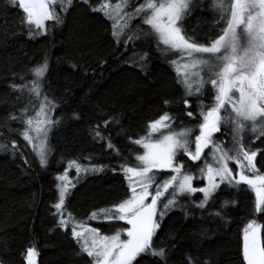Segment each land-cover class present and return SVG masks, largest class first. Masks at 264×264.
<instances>
[{
  "label": "trees",
  "instance_id": "16d2710c",
  "mask_svg": "<svg viewBox=\"0 0 264 264\" xmlns=\"http://www.w3.org/2000/svg\"><path fill=\"white\" fill-rule=\"evenodd\" d=\"M219 3L220 0H192L191 10L181 21L188 35L200 44L209 45L226 27L221 16L229 18L230 13L222 14L215 7ZM93 6L99 7L97 0H75L66 12L57 8L63 22L53 28V22L48 21L47 35L35 30V37L29 39L27 26L21 23L22 10L0 0V144L6 145L0 148V264H26L29 246L39 253L37 264H85L90 258L79 255L76 241L55 227L52 204L59 196L55 177L63 175L73 159L81 167H102V171L81 172L79 176L71 171L77 176L65 208L102 234H115L122 228L119 223L91 220L90 216L111 208L124 196L127 183L119 165H136L135 156L144 152L132 141L146 136L148 123L167 113L172 119L166 122L169 127L164 132L190 129L189 147L194 151L195 136L203 122L201 112L215 105L214 89L209 84L200 95H185L178 82L184 80L176 67L178 53L161 44L154 33L146 35L152 30L142 19L132 20L123 30L128 35L140 34L139 40L129 41V51L124 52L113 37L114 31H120L103 12H93ZM145 52L148 59L140 61L139 56ZM133 53L136 63L129 64L125 57ZM45 59L48 71L43 91L59 105L52 111V120L59 123L51 125L48 134L51 150L47 168L40 166L38 154L23 138L25 123L10 118L21 116L25 110L30 117L38 107L39 99L26 91H14L11 86L34 79L32 69ZM165 99L169 101L167 105L163 103ZM185 99L191 102L190 109L184 108ZM187 111H192L193 117L187 116ZM74 113L80 119H73ZM230 115L221 111L223 118H231ZM111 117L119 123H109L105 128L104 120ZM97 124L104 139H94L90 134ZM251 126L244 124L243 143L252 149H264V136L259 135L262 125H256L255 133ZM234 127L235 123L222 124V132L215 134L213 140L221 148L233 147ZM108 138L113 148L108 147ZM117 151L120 155L115 154ZM204 151L207 162L213 164L211 147ZM178 160L194 177L200 175L198 165L203 166L204 157L193 163L181 153ZM255 164L258 173L264 174V153L257 155ZM229 166L235 167L231 161ZM246 174L252 177L256 173ZM194 180L195 186L203 184L201 179ZM221 187L223 192L217 193L218 199L214 204L210 201L209 207L213 212L221 211L223 218L209 216L207 209L195 207L203 199L199 192L179 197L187 207V217L179 208L165 216L154 243L166 249L167 264H185L187 256L209 264H244V229L253 222L260 228L264 244V213L255 212L253 191L247 185ZM225 200L229 205L221 208ZM154 260L163 264L151 256L145 258L144 264H153Z\"/></svg>",
  "mask_w": 264,
  "mask_h": 264
},
{
  "label": "snow or ice",
  "instance_id": "6c2138e0",
  "mask_svg": "<svg viewBox=\"0 0 264 264\" xmlns=\"http://www.w3.org/2000/svg\"><path fill=\"white\" fill-rule=\"evenodd\" d=\"M88 3V0H84ZM9 7H16L24 14L21 17L22 25L27 26L28 38L33 39L35 30H40V34L47 35L45 22L52 21V27L63 22L59 12H66L72 7L73 0H5ZM59 5V12L57 11ZM192 0H146V2L135 7L132 18L142 19L143 24L150 26L152 32L145 33L158 37L159 42L175 51L181 53L189 63L184 64V68H200L205 71V80L200 71L193 72L195 78L188 79L185 72V79L178 81L182 84L186 96L202 94L206 84H210L215 90V105L206 112L202 111L203 122L199 125V134L195 136L194 151L189 147L188 137L191 130L171 132L162 135V138L152 140V134L159 132L161 128L169 127L166 123L172 118L165 113L159 119L148 123V134L132 142L140 145L144 152L137 154L135 160L138 162L134 166H126V163L119 165L120 171L127 181V189L124 196L111 208H103L100 212H92L90 219L99 220L101 218L109 221H122L128 227L115 231L112 235H100L96 227H86L85 222L75 218L71 212L65 208L66 198L71 195V181L68 180L67 173L57 175L56 185L59 196L58 200L52 204L55 211L52 215L56 218L55 227L63 230L70 238L76 241L79 246V255H86L90 258L85 264H144L145 258L151 256L158 258L163 264H167L166 249L154 243V237L161 230L165 216L174 208H179L188 216L186 205L179 201V197L187 194L195 195L197 192L203 194V199L195 203V207L200 210L207 209L209 216L223 218L221 211H212L209 202L213 204L218 199L217 193L223 192L222 185L236 188L240 185H247L255 193V212L264 213V174H259L256 169V157L264 153V149H252L246 146L241 137L244 130L243 121L252 122L251 131L257 132L256 123L259 120L261 128L259 135L264 136V0H220L215 7L222 14L230 13V18L222 15L226 27L222 28V34L215 38L209 45L200 44L194 37L189 36L184 30L181 21L191 10ZM110 4H101L99 7H92L93 12H103L105 17L112 19L107 11ZM119 14L123 5H115ZM140 14H144L141 16ZM243 32L238 33L241 26ZM244 36L247 37L246 45L242 44ZM115 43L123 48L124 52L129 51V41L139 40L140 34L128 35L122 29L119 33L113 32ZM123 37V38H122ZM194 53L208 54L207 57H194ZM133 53L125 57L129 64H135ZM214 58V59H213ZM148 59L145 52L139 56L140 61ZM73 67H76L73 65ZM48 71L47 60L32 69V79L30 82L13 84L14 91H26L30 97L42 99L39 105L38 117H43L35 127L39 140L38 158L40 166L47 168L48 155L51 145L46 144L48 132L51 125L58 124L53 121L48 113L54 111L59 105L49 100L47 93L43 91L44 77ZM21 81L24 77H20ZM239 93V100L232 95ZM165 105L169 103L167 99L163 101ZM48 105V108H45ZM227 106L231 107L236 114L233 129V147L221 146L213 140L214 134L222 132L221 110ZM185 109L191 108V102L183 100ZM25 112L21 116H11L13 120L21 119L29 129L33 126V119L26 116ZM186 115L193 117L192 111H187ZM73 119H80L79 115L73 114ZM109 123L118 124L116 117L104 120V127ZM41 125H47L46 127ZM90 134L94 139H104L100 125L97 124L90 129ZM24 140L29 143L33 138L26 129L23 132ZM108 147L113 148L110 138ZM6 145L0 144V148ZM16 147L12 144V149ZM212 149L210 156L214 164L207 162L208 156L205 149ZM182 153L188 160L196 163L204 157L203 166L198 165L200 175L194 177L190 169H185L184 162L178 160ZM116 155H120L117 151ZM235 165L230 167L229 162ZM63 161H61L62 163ZM27 163V161H26ZM68 167H75L79 176L81 172L102 171V167L92 168L81 167L75 160L68 162ZM115 172L116 169H113ZM247 172L256 173L249 177ZM158 173H168L169 175L157 176ZM238 177V178H237ZM201 179L206 181L205 186H194L193 180ZM75 187V184H71ZM151 190V191H150ZM171 190V191H170ZM234 204L235 201H232ZM229 201L225 200L221 208H226ZM193 215H195L193 213ZM65 216L67 218H65ZM126 236V239L121 237ZM175 240V237H170ZM39 255L35 247L29 246L26 252V264H36V257ZM242 257L244 264H264V244L261 242L260 228L255 222L249 223L244 229ZM157 264V261H153ZM185 264H209L207 260L201 261L193 256H187Z\"/></svg>",
  "mask_w": 264,
  "mask_h": 264
},
{
  "label": "rangeland",
  "instance_id": "374dc122",
  "mask_svg": "<svg viewBox=\"0 0 264 264\" xmlns=\"http://www.w3.org/2000/svg\"><path fill=\"white\" fill-rule=\"evenodd\" d=\"M74 1H75V0H73V2H74ZM81 1H84V0H81ZM97 2H98V4H99V6H100L101 4H105V3L111 5V7H110L109 9H107V11L110 13V15H111V17H112L111 20L113 21V24H114L115 28H116L117 30L121 31V29H122V30L126 29V27L130 24V22H131L132 20L134 21V20L138 19V18H135V19L132 18V15H133V13H134V11H135V7H138L140 4L146 2V0H97ZM156 2H158V3H160V2H165V0H156ZM117 3H120V4L123 5V9H122V11H121L119 14H117V11H116V9H115V5H116ZM57 8H59V5H57ZM140 15L143 16L144 14H140ZM229 18H230V15H229ZM47 22H48V21H47ZM47 22H45V25H46ZM243 27H244V26L242 25L240 28H238V29H237V32H238V33L243 32ZM246 42H247V37L244 36V38H243V40H242V44H245V45H246ZM164 46H165V45H164ZM165 47H167V46H165ZM167 48L170 49L169 47H167ZM172 50H173V49H172ZM174 51H175V50H174ZM175 52L178 53V55H177V56H178V57H177L178 60H177V62H176V67H177V70H178L179 74H180L181 76H183V79H185L184 73L187 72V73H188V79L193 80V82H195V78L191 75V73H193V72H197V71H200V68L197 67V68H188V69H185V68L183 67L184 64L189 63V60L186 58V54L182 57V56H181V53H179L178 51H175ZM193 56H194V57H201V56L207 57L208 54L194 53ZM213 59H214V58H213ZM200 74H201V76H202L205 80H207L206 70H205V71H200ZM206 85H207V84H206ZM206 85H205V86H206ZM209 85H210V84H209ZM214 95H215V90H214ZM232 95L234 96V98H235L236 100H239V93H237V92H233ZM213 99H214V96H213ZM41 103H43V100H42V99H39L38 107L36 108V110L33 111L34 113L29 117V118H32V119H33V126L31 127V129H29V126L26 125V124H25V127H24V131H25L26 129H28V130H29V134H30V136L33 138V142H32V143H29L28 141H27V142L31 145V147L35 150V152H36L37 154H38V149H39V143H40V142H39V140H38V138H37V133L35 132L34 129H35L37 123L43 119L42 116H41V117H38V116L36 115V113L39 112V110H40V109H39V105H40ZM213 103L215 104V100H214ZM45 108L47 109V108H48V105H45ZM221 111H223V112H225V113H227V114H231V113H232V116L230 115V117H231V118L234 117V118L236 119V114H235L234 112H232L230 106H227V105H226V108H225V109H222ZM48 115H49L50 118L52 119V111H51L50 113H48ZM221 117H222L221 125H222V124H225V125H228V124H234L233 120H235V119H231V118H229L228 116H227V118H225V117L223 118V116H221ZM243 124H251V125H252V122H250V121H243ZM256 125H261V123H260L259 120L257 121ZM41 126L46 127L47 125H41ZM165 129H166V128H161L159 132L153 133L151 139H152V140H157V139H159V138H162V135H167V134H169V133H167V132H164ZM48 134H49V132H48ZM214 135H215V134H214ZM46 144H47V141H46ZM210 161H211V163L214 164V162L211 160V157H210ZM137 163H138V162H137ZM73 170L76 171L75 167H71V168L68 167V170L66 171V173H67V177H68V180L71 181V184H75V180H76L75 177L77 176V175H76V176L74 177L73 175H71V171H73ZM64 174H65V173H64ZM64 174H63V175H64ZM161 175L167 176V175H169V174H168V173H158V174H157L158 178H159V176H161ZM74 178H75V179H74ZM237 178H238V177H237ZM197 180H198V179H197ZM194 181H195V180H193V185H194ZM198 181H200V180H198ZM58 183H59V181H58ZM126 183H127V181H126ZM71 184L69 185L70 189L72 188ZM205 185H206V181L203 180V184H202L201 186H205ZM194 186H195V185H194ZM150 191H151V190H150ZM170 191H171V190H170ZM253 193H254V191H253ZM201 194H202V193H201ZM254 195H255V193H254ZM65 218H67V217L65 216ZM101 219H104V218H101ZM105 220H107V219H105ZM107 221H109V220H107ZM109 222L119 223L120 226L122 227V228H120L119 230H121V229H126V228L128 227L127 225H124L122 221H109ZM103 223H106V222L103 221ZM86 227H89V226L86 225ZM99 232H100V231H99ZM100 235H108V234H102V233L100 232ZM111 235H112V234H111ZM121 238H122V239H126L127 237L122 235ZM36 264H37V257H36Z\"/></svg>",
  "mask_w": 264,
  "mask_h": 264
}]
</instances>
